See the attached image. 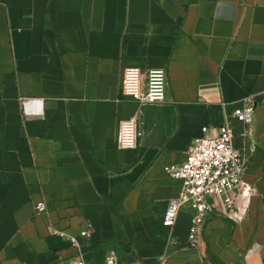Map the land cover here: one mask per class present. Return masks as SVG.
I'll return each instance as SVG.
<instances>
[{"label":"crops","instance_id":"obj_1","mask_svg":"<svg viewBox=\"0 0 264 264\" xmlns=\"http://www.w3.org/2000/svg\"><path fill=\"white\" fill-rule=\"evenodd\" d=\"M127 68L165 70L166 101L124 97ZM249 97L251 134L230 125L254 195L193 247L190 210L163 225L183 186L166 167ZM81 260L264 264V0H0V264Z\"/></svg>","mask_w":264,"mask_h":264},{"label":"built area","instance_id":"obj_2","mask_svg":"<svg viewBox=\"0 0 264 264\" xmlns=\"http://www.w3.org/2000/svg\"><path fill=\"white\" fill-rule=\"evenodd\" d=\"M168 76L163 69H152L144 73L139 68H127L123 76L122 95L141 106L164 103L167 98ZM257 103L249 97L236 106L231 115L213 136L207 135V128L196 138L188 157L181 165L166 167V172L182 181V191L178 198L170 202L163 225L172 229L181 211L192 212V227L189 243L200 245V229L213 214H228L237 209L241 200H250L254 188L244 181L248 163L247 155L235 143V134L230 118L242 122L245 136L251 134L256 119ZM137 121L135 118L124 120L120 126L118 144L121 149H135L138 145ZM38 213L47 211V204L37 206ZM82 237H89L84 231ZM73 245L79 246L78 239L71 237ZM78 264H86L81 260ZM108 264H123L110 261Z\"/></svg>","mask_w":264,"mask_h":264}]
</instances>
